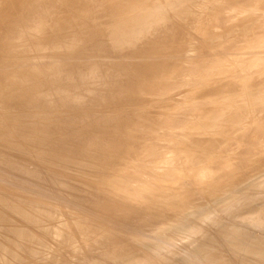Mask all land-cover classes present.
Returning <instances> with one entry per match:
<instances>
[{"label": "rangeland", "instance_id": "374dc122", "mask_svg": "<svg viewBox=\"0 0 264 264\" xmlns=\"http://www.w3.org/2000/svg\"><path fill=\"white\" fill-rule=\"evenodd\" d=\"M28 3L0 0V264H264V0Z\"/></svg>", "mask_w": 264, "mask_h": 264}, {"label": "bare ground", "instance_id": "6f19581e", "mask_svg": "<svg viewBox=\"0 0 264 264\" xmlns=\"http://www.w3.org/2000/svg\"><path fill=\"white\" fill-rule=\"evenodd\" d=\"M39 0H30V4L28 5V6H26L27 7V9H28V11L29 12H31V13H41V12H43V11H53V10H55V8H56V5H54V8L52 7L53 6V2H54V0H42V1H44V5H43V7H41L40 9L37 7V6H39V5H36L35 3H39L38 2ZM41 1V0H40ZM49 2L51 3V5L52 6H50V4H49ZM47 3V5L45 6V4ZM57 3V2H56ZM55 3V4H56ZM5 8V7H4ZM6 8H8V7H6ZM37 15V14H36ZM41 15V14H40ZM39 18V17H38ZM218 213V212H217ZM219 225V224H218ZM206 228V227H205ZM211 228V227H210ZM201 230V229H200ZM218 230V229H217ZM211 248V247H210ZM179 253V252H178ZM214 259H211L210 258V260H209V262L210 263H213L214 264ZM227 261V260H226ZM215 262H217V261H215Z\"/></svg>", "mask_w": 264, "mask_h": 264}]
</instances>
